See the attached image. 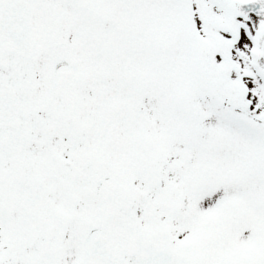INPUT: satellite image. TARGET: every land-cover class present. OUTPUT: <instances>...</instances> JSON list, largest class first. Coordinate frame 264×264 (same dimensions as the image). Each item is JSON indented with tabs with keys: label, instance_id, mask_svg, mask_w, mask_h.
<instances>
[{
	"label": "snow or ice",
	"instance_id": "6c2138e0",
	"mask_svg": "<svg viewBox=\"0 0 264 264\" xmlns=\"http://www.w3.org/2000/svg\"><path fill=\"white\" fill-rule=\"evenodd\" d=\"M0 264H264V0H0Z\"/></svg>",
	"mask_w": 264,
	"mask_h": 264
}]
</instances>
